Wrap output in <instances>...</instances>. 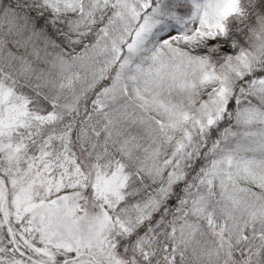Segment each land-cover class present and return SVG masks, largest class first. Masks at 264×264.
Instances as JSON below:
<instances>
[{
  "label": "snow or ice",
  "instance_id": "obj_1",
  "mask_svg": "<svg viewBox=\"0 0 264 264\" xmlns=\"http://www.w3.org/2000/svg\"><path fill=\"white\" fill-rule=\"evenodd\" d=\"M0 264H264V0H0Z\"/></svg>",
  "mask_w": 264,
  "mask_h": 264
}]
</instances>
